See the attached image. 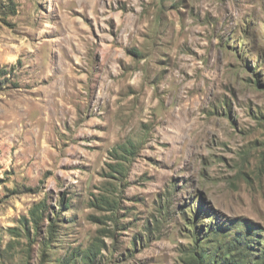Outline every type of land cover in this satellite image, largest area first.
Returning <instances> with one entry per match:
<instances>
[{"label":"rangeland","instance_id":"rangeland-1","mask_svg":"<svg viewBox=\"0 0 264 264\" xmlns=\"http://www.w3.org/2000/svg\"><path fill=\"white\" fill-rule=\"evenodd\" d=\"M0 264H264V0H0Z\"/></svg>","mask_w":264,"mask_h":264}]
</instances>
